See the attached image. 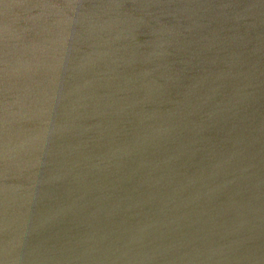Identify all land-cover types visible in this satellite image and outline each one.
<instances>
[{"label":"bare ground","instance_id":"bare-ground-1","mask_svg":"<svg viewBox=\"0 0 264 264\" xmlns=\"http://www.w3.org/2000/svg\"><path fill=\"white\" fill-rule=\"evenodd\" d=\"M106 1L121 4L120 0H105L98 5ZM133 1L129 8L139 5L136 11L114 15L111 11H118L119 6L106 9L98 14L96 22L84 20L87 0H73L74 6L60 1L49 13L48 8L39 12V28L55 24L51 31L63 33L57 41H51L56 65H75L76 55L70 50L88 42L91 46L86 55L91 64L104 65L96 72L93 65V70L82 73L74 70L77 77L67 83L64 97L57 93L55 115L39 119L28 112L32 106L22 99V89L31 90L32 86L38 88L34 90L38 96L39 75H26L24 80V74H3L0 70V264H65L72 260L67 255L76 251L82 264L144 262L138 252L162 231L170 243L167 259L176 264L240 263L235 246L251 238V229L246 215L228 210L222 200L194 211L185 204L186 215L180 212L176 218L160 207L154 218L139 212L118 221L123 210L120 205L106 208L107 213L84 210L80 214L57 199L85 187L98 192L94 197H103V187L134 173L133 177L137 176L140 162L151 155L195 153L193 145L182 146L191 138L199 143L189 171L195 186L180 184L177 191L169 193L178 197H186L191 191L192 197H264V64L255 70L236 63L217 65L202 53H193L189 42L195 38L186 20L195 9L194 20L201 13L203 18L209 16L196 0L174 4L167 0L168 19L153 3ZM218 1L221 18L250 21L254 23L252 31L264 37V0ZM130 17H138L141 22ZM124 19L129 24L121 25ZM183 33L187 40L180 44L177 39ZM39 41L29 45L39 47ZM14 51L18 67L25 53L21 48ZM101 53L114 55L116 63L105 60ZM183 64L187 69L180 72ZM101 73L109 74L110 83L120 81V77L128 84L143 78L153 82L163 79L164 85H170L165 99L170 104L173 97V107L166 116L159 113L164 85L153 86L148 98L152 116L144 115L125 129L117 127L104 117L117 105L125 104V98L94 101L88 95L90 87L100 83ZM58 80H62L61 75L53 86V75L45 85L59 90L62 83ZM9 92L15 95L8 97ZM35 118L34 122H39L36 126L31 123ZM196 118L200 122L193 121ZM25 162L31 170L22 172L20 165ZM137 178H132L133 182ZM182 179L177 181L182 183ZM31 183L39 185L38 195L30 194ZM95 184L98 188H93ZM35 197H49V201L39 204ZM29 198L34 199L22 201ZM251 221L259 224L256 219ZM130 222L139 223L127 227ZM255 231L259 234L256 250L264 255L262 227ZM104 237L106 245L99 241ZM99 249L105 253L104 258L95 257Z\"/></svg>","mask_w":264,"mask_h":264},{"label":"water","instance_id":"water-1","mask_svg":"<svg viewBox=\"0 0 264 264\" xmlns=\"http://www.w3.org/2000/svg\"><path fill=\"white\" fill-rule=\"evenodd\" d=\"M60 1L73 4V0H0V70L3 74H8L7 72L9 71L24 74V80L26 75H39L37 78L39 81L38 96H35L34 92V90L38 88L34 86L31 87V90L22 89L24 90L22 99H26L28 104L32 106V108H27L28 112L36 114L39 119L40 117L52 116L57 113L56 108L59 106L57 93L61 92L62 97H64V93L68 88L67 83L72 78L77 77L74 75V70L82 73L83 70L88 68L93 70V65L96 72L98 67L104 66L101 63L98 67H96L95 64H91V60L86 55V53L90 51L91 44L89 42L86 46L85 43L79 46L75 45L73 50H70L72 54L76 55L75 65L66 66L58 63L56 65L55 59L52 57V55H55L56 51L53 49L51 41H57L63 33L60 30L51 31L55 24H45L46 28L44 30L39 28V12L42 13V9L48 8L49 10L46 13H49L52 7ZM100 1L105 0H87L86 5L88 14L84 19L86 22H96V18L101 11L114 9L119 6L117 5L119 4L118 2L108 1L105 2V5H98ZM143 1L153 3L152 5L155 9L168 19L167 12L170 3L167 6V0ZM171 1L172 4L184 2L183 0H170V2ZM120 2L121 4L117 9L118 11H111V14L126 15L131 9L136 11L138 7L140 8L139 5H134L129 8L132 2H134L133 0H120ZM196 2L198 6L207 9L206 12L209 16L203 18L201 13L200 18L194 20L195 9L190 19L186 20L188 24L191 25L189 28L193 30V38H195L189 42V48L193 50V53H202L205 58L211 59V61L217 65L226 62L234 66L236 63L238 66H247L244 68L255 70L259 65L264 64V37H261L256 31L255 33L252 31V25L254 23L246 20L239 21L231 20V18H221V16L218 15V6L221 5V2L218 0H196ZM139 10L141 11V9ZM134 14L132 16H134ZM81 19H83V17ZM129 19L141 22V19L138 17H130ZM107 22L108 21H105L103 24L107 25ZM127 24L129 23L124 19L121 25ZM214 29H217L218 32H214ZM34 40H41L39 41V47L29 45L32 44ZM186 40L183 33L178 37L177 42L182 44L185 43ZM14 48H21L22 53H25L21 55V57L23 56V61L18 67L17 59L14 56L16 55ZM130 48L134 47H127V49ZM100 55H102L105 60H112L116 63L114 55L106 53H101ZM186 69L187 66L183 64L180 72H184ZM53 75V86H55L57 76H62V80H58V82L62 83V87L59 90L55 87L50 88L45 85ZM101 76L102 78L99 80L100 83L95 87H90L91 92L88 95L94 98V101L101 99L113 101L119 99V97H124L126 101L125 104L117 105L115 109L104 118L112 120L115 126H121L125 129L127 124L132 125L136 123V120L140 117H144V115L146 118L152 116L148 109L150 104L148 98L152 92L153 86L158 87V85L163 86L165 84L163 79L153 82L150 81V78H143L128 84L120 77V81L115 80L114 85V83H110L111 81H109V74L101 73ZM190 79L194 81L195 78L190 77ZM19 85L14 87L17 89ZM104 85L108 86L103 88ZM169 88L170 85L166 84L160 92V95H162L161 98H163L161 100L163 106L159 108L161 110L159 113H161L162 116L167 115L166 113L173 107L170 104H174L175 102L173 97L170 100V104L165 99L169 97V95L166 94H169ZM80 90L82 91L83 89L80 88ZM13 95L15 94L8 93V97ZM2 96H4V94H2ZM0 104H2L1 94ZM142 111H145L146 114ZM68 115L71 114L69 113ZM37 118L31 121L35 126L39 123L34 122ZM193 121L200 122V119L196 118L193 119ZM198 131H200V128L193 132L196 133ZM186 144L193 145L192 149H194L195 153L177 154L175 156L164 155V153H158L155 156L151 155L143 162H140L142 165L137 169V176L133 177L136 174L134 173L131 174V177H124L120 181L110 183L111 186L103 187V197H94L98 192L85 187L84 189L80 188L76 191H65L66 193L58 196L57 199L61 205H69L73 207L72 210H76L80 214H82L81 211L84 210L107 213L109 210L106 208L113 205H120L123 210L120 211L122 214L116 219L118 221H122L128 215H136V213L139 212L148 214L150 217L154 218V216L160 212V207H163L164 213L172 214L176 218L180 212L186 215L185 204L194 211L196 209L200 210L201 206L209 207L210 205H216L222 200L223 206L228 210L246 215L245 220L251 229V238L244 239L235 246V252L240 259V263L237 264H262L264 262V255H261L256 250L258 248L256 242L259 240V234L258 231H255V228L262 227L264 238V197H192L193 191L187 192L186 197H178L179 194L169 193V191H177L180 184L186 185L187 188L195 186L192 180V174L189 171L190 165L194 161V157L192 156L196 157V155H198L196 146H199V143L192 141L191 138L182 143V146ZM20 168L22 172L31 170L26 167V162L22 163ZM183 171H188L186 176L182 175ZM38 174L39 170L36 171V176ZM181 176L183 178L182 183L177 181ZM132 178H137V182H133ZM11 185L9 190L11 189ZM30 188L32 189L29 190L30 194H39V185L36 187L31 183ZM93 188L98 187H96L95 184ZM26 191L28 192L27 189ZM86 195L92 197H85ZM261 196H264V191L261 193ZM8 198L9 197H3V199L6 200ZM21 198L22 197L19 199L21 200ZM35 198L38 199V197ZM33 199L34 198L23 199L22 201H31ZM38 200L39 204L45 203L49 201V197H39ZM165 206H169V208ZM253 219L259 221V224L253 225L251 221ZM137 223L139 222H130L127 227ZM99 241L104 242V244L107 243L106 237L99 239ZM168 246H170V243L162 231L156 234L152 238V241H147L141 251L138 252V258L143 259L144 262L136 260L126 264H176L167 259L166 253L168 252ZM104 255L105 253L103 254L102 249H99V253L96 254L95 257L97 259L104 258ZM67 257H71L72 260L65 262V264L83 263L79 251H76L73 255H67Z\"/></svg>","mask_w":264,"mask_h":264}]
</instances>
